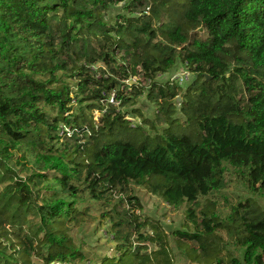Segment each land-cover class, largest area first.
Instances as JSON below:
<instances>
[{
    "label": "trees",
    "instance_id": "obj_1",
    "mask_svg": "<svg viewBox=\"0 0 264 264\" xmlns=\"http://www.w3.org/2000/svg\"><path fill=\"white\" fill-rule=\"evenodd\" d=\"M123 1L0 0V264H175L182 246L202 264H264L257 199L218 207L235 175L264 195V0H129L108 19ZM179 61L185 89L155 80ZM140 76L157 113L133 126L109 98L139 97ZM131 185L186 207L179 247L138 196L115 198ZM85 207L109 218L118 256L77 246Z\"/></svg>",
    "mask_w": 264,
    "mask_h": 264
},
{
    "label": "rangeland",
    "instance_id": "obj_2",
    "mask_svg": "<svg viewBox=\"0 0 264 264\" xmlns=\"http://www.w3.org/2000/svg\"><path fill=\"white\" fill-rule=\"evenodd\" d=\"M129 1V0H126ZM123 1L119 4L112 5L110 9L106 12L107 18L114 21L117 18V14L125 13L126 11L123 9L125 2ZM82 62V61H81ZM80 62V63H81ZM99 65H93L92 68H97ZM184 74L179 78H174L176 74ZM63 78L70 81V83L77 89L78 77L73 75L72 71L60 72ZM195 77V73L187 68L182 62H178L176 66H174L171 70L166 73H160L156 76L155 80L158 82H165V81H172L175 83H179L184 89L187 85L192 81ZM139 81L141 86L145 87L143 89L142 94L135 98L134 94H130L131 88H125L123 85L121 89H125V94L128 96L133 97L127 104L121 105L118 99L114 100L113 97L115 96V92L113 91L110 96V102L117 106L118 110H121L124 114H126V118L130 121V123L134 125L143 124V119L141 116L135 112V110H141L142 114L151 119L156 118L157 113V105L150 101L147 98V87L149 86V80H146L144 77H133L130 83H134ZM152 82V81H151ZM88 93H85V97H87ZM74 96V94H73ZM180 97V96H179ZM76 97H74V104H76ZM90 100V99H89ZM181 98H179V101ZM90 103V101L88 102ZM180 105L178 104V107ZM180 109V108H179ZM94 117L96 120L99 119L100 111L94 110ZM180 120L183 122L186 117L181 113L178 114ZM158 126H166L163 122H158ZM148 131H150V127L146 126ZM245 177L242 175H235L233 180L229 183L228 188L226 189V196L229 198L228 201L225 200L224 197H221L218 207L223 209L225 213L228 212V208L230 207L231 203H237L240 199L244 200L245 198L251 196L257 199L259 204L264 208V195L255 194L251 191V189L247 186L246 181L244 180ZM124 197V203L126 204L125 207H130L128 204V195H136L139 198L140 203L143 205V209L139 208L136 209V213L140 214L141 217L144 218H152L158 222L163 224V228L171 236L173 231L177 229H189V227H193L194 223L188 219L187 214L185 212L186 207L184 206L182 209L173 208L169 204L165 203L164 200L159 198L156 195L151 194L147 190L141 187H137L131 185L130 190L127 194H120L116 193L115 198H119L120 196ZM85 214L83 215L84 221L79 222L78 224H71L72 226V234L74 236V241L79 246V248L83 249L87 252L90 256H102L108 255L113 256L115 252V245L117 241L115 240V232L110 231V223L109 218H104L102 214L92 209L89 212V209L85 207ZM147 216V217H146ZM149 228V227H148ZM135 235H133V238ZM171 244L173 246H178V241H174L171 239ZM187 243L191 246H198V243H194L193 241H187ZM143 244H147L146 252L150 253L152 256L154 255L155 251L158 249V242L157 241H147L143 242ZM230 248L235 250L237 253H242L240 250L234 248V246H230ZM177 251H180L181 255L175 264H202L200 259L193 260L191 256H189V252L187 251V247L182 246L176 248ZM118 254V253H117ZM115 254V255H117ZM118 256V255H117ZM33 263H41L38 262L37 257H33ZM99 264L96 262H91L89 260L78 262V263H71V264Z\"/></svg>",
    "mask_w": 264,
    "mask_h": 264
},
{
    "label": "built area",
    "instance_id": "obj_3",
    "mask_svg": "<svg viewBox=\"0 0 264 264\" xmlns=\"http://www.w3.org/2000/svg\"><path fill=\"white\" fill-rule=\"evenodd\" d=\"M184 74H182V73H180V74H176L175 76H174V78H179V77H181V76H183ZM172 81H173V79H171ZM90 261V260H89ZM51 264H66V263H64V262H61V261H52L51 262ZM69 264H71V263H69ZM83 264H85V263H83ZM87 264H89V263H87Z\"/></svg>",
    "mask_w": 264,
    "mask_h": 264
}]
</instances>
